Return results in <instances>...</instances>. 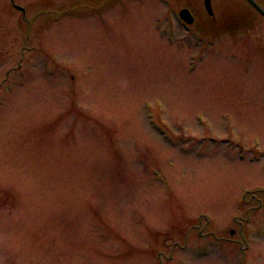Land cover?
<instances>
[{"label": "rangeland", "instance_id": "374dc122", "mask_svg": "<svg viewBox=\"0 0 264 264\" xmlns=\"http://www.w3.org/2000/svg\"><path fill=\"white\" fill-rule=\"evenodd\" d=\"M123 1L0 9V264H264V16Z\"/></svg>", "mask_w": 264, "mask_h": 264}, {"label": "flooded vegetation", "instance_id": "af4514ba", "mask_svg": "<svg viewBox=\"0 0 264 264\" xmlns=\"http://www.w3.org/2000/svg\"><path fill=\"white\" fill-rule=\"evenodd\" d=\"M10 1L11 3H13V0ZM190 1L201 3L199 0H190ZM211 4L214 10L213 14H209V12L205 8L204 1L202 0V5H200L201 8L203 9V11L201 12V16L197 13H194L191 5L187 6L194 14L195 20L192 23V25H194L195 29L209 27L210 30L215 29L217 31H221L220 35L228 34V35L237 36L239 34L238 31L241 27V21H240L241 16H240V12H238V7H239L238 0H211ZM2 7L7 8L10 13H12L11 11L12 7L15 10L17 9L18 11H20V16L22 18H24L27 15L26 12L27 10L25 8L24 9L18 8L17 5H15L14 3L11 6L10 4H6L5 1L0 0V9ZM0 52H2V50H0ZM23 52L24 51H22V53ZM1 62L2 61L0 60V63ZM14 68L15 66L11 67L10 70ZM8 72L9 71L7 70V73Z\"/></svg>", "mask_w": 264, "mask_h": 264}, {"label": "water", "instance_id": "95a60500", "mask_svg": "<svg viewBox=\"0 0 264 264\" xmlns=\"http://www.w3.org/2000/svg\"><path fill=\"white\" fill-rule=\"evenodd\" d=\"M249 1L264 13V10L254 0H249ZM205 4L208 8H210V0H205ZM180 13L186 20L188 21L191 20V18L188 17L190 15L188 9H182Z\"/></svg>", "mask_w": 264, "mask_h": 264}]
</instances>
